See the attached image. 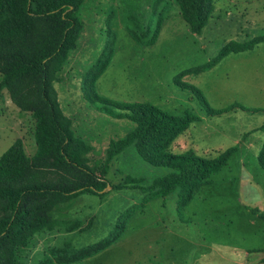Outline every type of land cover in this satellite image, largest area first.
Instances as JSON below:
<instances>
[{
	"label": "rangeland",
	"instance_id": "rangeland-1",
	"mask_svg": "<svg viewBox=\"0 0 264 264\" xmlns=\"http://www.w3.org/2000/svg\"><path fill=\"white\" fill-rule=\"evenodd\" d=\"M212 3L198 34L184 22L177 0H83L73 11L79 28L54 87L74 135L90 147L89 166L111 186L102 196L85 193L56 204L49 212L56 224L18 247L15 264H264V114L236 109L209 116L177 84L197 86L214 108L234 101L264 107V41L199 68L230 40L264 34V0ZM159 17L155 43H136L128 29L136 36L151 33ZM100 97L148 101L173 115L191 109L199 120L175 136L166 147L171 153L192 150L213 158L233 145L237 151L179 208L178 188L164 197L149 190L169 169L152 165L134 143L114 155L102 174L109 140L134 123L105 112ZM33 130L30 112L0 89V156L16 140L32 155ZM121 229L108 247L80 258L89 245Z\"/></svg>",
	"mask_w": 264,
	"mask_h": 264
},
{
	"label": "trees",
	"instance_id": "trees-1",
	"mask_svg": "<svg viewBox=\"0 0 264 264\" xmlns=\"http://www.w3.org/2000/svg\"><path fill=\"white\" fill-rule=\"evenodd\" d=\"M82 1L0 0V89H7L11 101L20 110L30 112L36 145L35 152L27 155L20 140H16L0 156V264H15L18 247L26 246L34 232L56 224L49 216L56 204L85 193L102 196L108 191L105 188L111 186L89 166L90 147L74 135L71 120L62 112L54 87L61 57L74 44L79 23L73 11ZM177 2L189 30L198 34L213 10L212 0ZM132 22L138 26L135 18ZM160 24L159 17L151 33L149 29L139 36L132 29L128 32L136 43L152 45ZM261 41L264 34L230 40L199 68L207 69L228 53L250 50ZM104 64H100L99 71ZM177 84L189 90L209 116L236 109L264 114V107H247L236 101L214 108L197 86L185 81ZM99 101L108 114L124 116L134 123L123 136L109 140L102 174L114 155L134 143L152 165L169 169L152 180L149 190L164 197L178 188L179 208L186 206L200 186L209 183L208 178L221 171L237 151L233 145L213 158L198 156L192 150L171 153L166 147L175 136L199 120L191 109L173 115L148 101L117 102L105 97ZM260 128L264 129V122ZM259 165L264 170V160ZM131 180L125 179V184ZM121 232L122 229L89 245L80 258L105 249Z\"/></svg>",
	"mask_w": 264,
	"mask_h": 264
}]
</instances>
